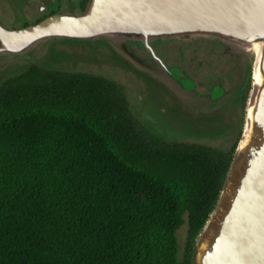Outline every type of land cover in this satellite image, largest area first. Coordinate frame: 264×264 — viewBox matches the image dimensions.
Here are the masks:
<instances>
[{
    "label": "trees",
    "instance_id": "obj_1",
    "mask_svg": "<svg viewBox=\"0 0 264 264\" xmlns=\"http://www.w3.org/2000/svg\"><path fill=\"white\" fill-rule=\"evenodd\" d=\"M233 154L152 133L114 80L32 65L0 85V264H193Z\"/></svg>",
    "mask_w": 264,
    "mask_h": 264
},
{
    "label": "water",
    "instance_id": "obj_2",
    "mask_svg": "<svg viewBox=\"0 0 264 264\" xmlns=\"http://www.w3.org/2000/svg\"><path fill=\"white\" fill-rule=\"evenodd\" d=\"M191 35L216 37L243 57L251 81L241 137L193 264H264V127L257 123L264 125V0H90L83 13H58L23 29L0 17V55L11 57V75L32 65L94 71L132 82L142 95L155 84L132 60L129 43ZM128 101L139 109L131 95Z\"/></svg>",
    "mask_w": 264,
    "mask_h": 264
},
{
    "label": "flooded vegetation",
    "instance_id": "obj_3",
    "mask_svg": "<svg viewBox=\"0 0 264 264\" xmlns=\"http://www.w3.org/2000/svg\"><path fill=\"white\" fill-rule=\"evenodd\" d=\"M89 1L0 0V17L9 28L23 29L58 13H83ZM128 48L134 54L132 60L150 74L155 84L151 93L143 91L139 97L142 104H147L142 109L131 107L128 101L141 124L163 136L166 134L157 124L178 125L180 136L222 143L206 146L234 153L251 88L243 57L232 55L218 38L209 35L161 38L148 44L130 42ZM199 57L202 59L196 61ZM8 63L11 57L0 55V69ZM199 67L206 69L199 72ZM220 134L226 135L225 140L217 137Z\"/></svg>",
    "mask_w": 264,
    "mask_h": 264
},
{
    "label": "rangeland",
    "instance_id": "obj_4",
    "mask_svg": "<svg viewBox=\"0 0 264 264\" xmlns=\"http://www.w3.org/2000/svg\"><path fill=\"white\" fill-rule=\"evenodd\" d=\"M193 56V55H192ZM206 58V57H205ZM202 58H195L196 61H199L201 60ZM212 63V62H211ZM206 68L204 67H199V72H204ZM89 72H92V74L94 73V71H89ZM21 74V72L17 73L16 75H19ZM15 75H11V65L10 63L6 64L5 66H3L1 69H0V84L7 78L9 77H13ZM106 76V75H104ZM107 78H113L111 77L110 75H107L106 76ZM116 78H119L120 80H117ZM112 80L118 82L119 84H121L124 89H125V94H126V97H128V95H131L132 99H133V102L134 104H136V106L139 108V109H142L139 104V99H138V95L140 94V97H141V90L139 88V86H137L136 84H133L132 82H129V86L127 87L124 83L121 82L122 78L121 77H115L113 78ZM138 99V100H137ZM131 104V103H130ZM147 127H149L148 125H146ZM151 126V125H150ZM244 126V124L242 125ZM157 127L159 128V130L161 132H164L166 135H156L159 136V137H162L166 140H169V141H176V142H196V143H201V144H205V145H212V146H219L221 145L222 143H211L209 140H203V139H200V140H197V139H190V138H186L185 136H180L178 134H176L175 132H173L172 130H168L167 129V126L165 125H160V124H157ZM243 130V127L241 128ZM176 131V130H174ZM177 132V131H176ZM242 133V131H241ZM241 133H240V136L238 138V140L240 139L241 137ZM167 135H171V137L167 136ZM219 139H223L225 140L226 138V135L224 134H220V136H217ZM216 137V138H217ZM238 143V141H237ZM185 222L184 224L179 228V230L177 231V236H178V240H179V247H180V256L182 257L183 256V253H184V250L186 248V243H187V228H188V225H187V216H185Z\"/></svg>",
    "mask_w": 264,
    "mask_h": 264
},
{
    "label": "snow or ice",
    "instance_id": "obj_5",
    "mask_svg": "<svg viewBox=\"0 0 264 264\" xmlns=\"http://www.w3.org/2000/svg\"><path fill=\"white\" fill-rule=\"evenodd\" d=\"M257 123H258V127H264V125H261L259 121ZM258 139H264V136L258 137Z\"/></svg>",
    "mask_w": 264,
    "mask_h": 264
}]
</instances>
